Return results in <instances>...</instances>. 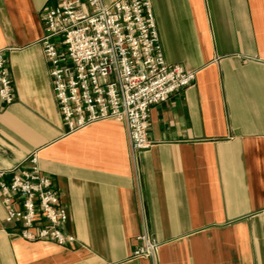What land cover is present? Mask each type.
Returning a JSON list of instances; mask_svg holds the SVG:
<instances>
[{
    "label": "crops",
    "instance_id": "obj_1",
    "mask_svg": "<svg viewBox=\"0 0 264 264\" xmlns=\"http://www.w3.org/2000/svg\"><path fill=\"white\" fill-rule=\"evenodd\" d=\"M55 3L0 0V170L36 152L75 241L13 234L0 195V264H264V0H150L165 61L195 79L151 107L139 152L121 120L66 132L39 43ZM142 233L159 247L132 258Z\"/></svg>",
    "mask_w": 264,
    "mask_h": 264
},
{
    "label": "built area",
    "instance_id": "obj_2",
    "mask_svg": "<svg viewBox=\"0 0 264 264\" xmlns=\"http://www.w3.org/2000/svg\"><path fill=\"white\" fill-rule=\"evenodd\" d=\"M39 39L66 132L105 119L124 121L133 151L148 149L153 105L190 85L195 71L167 63L150 0H56L43 9ZM14 100L7 59L0 48V101ZM5 221L26 241L71 245L63 230L67 212L55 184L32 152L17 167L0 170ZM132 258L150 257L159 242L137 236Z\"/></svg>",
    "mask_w": 264,
    "mask_h": 264
}]
</instances>
